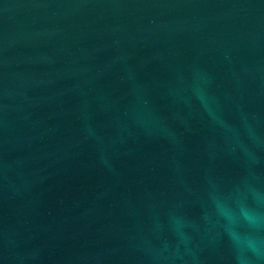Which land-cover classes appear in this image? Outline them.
<instances>
[{"label":"water","instance_id":"water-1","mask_svg":"<svg viewBox=\"0 0 264 264\" xmlns=\"http://www.w3.org/2000/svg\"><path fill=\"white\" fill-rule=\"evenodd\" d=\"M0 264H264V0H0Z\"/></svg>","mask_w":264,"mask_h":264}]
</instances>
